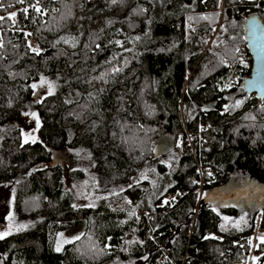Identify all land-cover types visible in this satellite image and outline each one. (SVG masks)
Segmentation results:
<instances>
[{
  "label": "trees",
  "instance_id": "1",
  "mask_svg": "<svg viewBox=\"0 0 264 264\" xmlns=\"http://www.w3.org/2000/svg\"><path fill=\"white\" fill-rule=\"evenodd\" d=\"M252 15L264 22V0H0V184L23 223L0 264L244 263L255 215L224 228L238 207L205 197L238 170L264 186V98L244 86ZM62 148L87 156L69 176L92 203L65 186ZM255 250L264 264V239Z\"/></svg>",
  "mask_w": 264,
  "mask_h": 264
},
{
  "label": "rangeland",
  "instance_id": "2",
  "mask_svg": "<svg viewBox=\"0 0 264 264\" xmlns=\"http://www.w3.org/2000/svg\"><path fill=\"white\" fill-rule=\"evenodd\" d=\"M30 44L32 47H35V43L32 40H30ZM240 56L244 59V57L247 56V53L241 51ZM33 89L38 95H43L45 93L50 92L52 90V86L49 83V81L43 78L37 80L36 82H33ZM33 114L34 113L32 112H27L21 118V125L26 137L35 136L36 116ZM172 141H173L172 135L169 134L167 136V142L161 148V151L163 149H166L168 146H170V144H172ZM53 158L63 166L64 168L63 178H64L65 186L69 190H72L75 193L77 197V202L80 204L92 203L94 201L95 196H97L98 193L92 194V193L84 192V189L81 186L71 182L69 176L70 169L75 168L81 164L82 165L87 164L88 162L87 156L81 152H77L69 148H62L60 150L54 151ZM138 176H142V174L140 173ZM241 189H247L248 192L243 193ZM262 189L264 190V186L262 185V183L256 181L255 178L249 172L238 170L232 173L227 185L219 188L218 190L220 192H230L231 194L234 192L237 195V197L240 196L239 202L246 205V207L244 208L245 211H243L246 212V214L242 219L239 218L235 220V219H229L227 217L225 218V224H227L226 226L228 228L231 229L233 227L240 228L243 225L247 224L248 221L252 220V216L255 215L254 218L255 227L250 237V247H249L247 259L244 263H238V264H258L257 260L260 253L257 252L255 248L258 242L264 239V230L260 229L257 225L261 211L259 209L260 206L262 205L261 202H263V196H264V192L261 191ZM200 194L204 195L205 191L200 192ZM231 194L227 198L222 199L221 201L223 203H229V202L234 203V201H231L229 199ZM11 199H12L11 186L0 184V234L13 230L19 226H22L23 224L20 221H18L15 212L12 211ZM83 229H84L83 222L80 221L73 226L58 230L56 232L55 247L57 249H60L64 245V243L78 237L82 233ZM123 264H132V263L128 262Z\"/></svg>",
  "mask_w": 264,
  "mask_h": 264
},
{
  "label": "water",
  "instance_id": "3",
  "mask_svg": "<svg viewBox=\"0 0 264 264\" xmlns=\"http://www.w3.org/2000/svg\"><path fill=\"white\" fill-rule=\"evenodd\" d=\"M247 22L249 27L246 46L251 54L252 68L250 75L244 79V86L257 97L264 98V22L255 15L249 16ZM230 194V192L212 191L206 195L205 200L211 197L224 199Z\"/></svg>",
  "mask_w": 264,
  "mask_h": 264
},
{
  "label": "crops",
  "instance_id": "4",
  "mask_svg": "<svg viewBox=\"0 0 264 264\" xmlns=\"http://www.w3.org/2000/svg\"><path fill=\"white\" fill-rule=\"evenodd\" d=\"M243 211H245L244 210V208H238V210H237V212L234 214V215H227V214H223L222 215V224H223V226H226L227 224H225V218L227 217V218H229V219H242L243 217H244V215L246 214V212H243ZM240 223V222H239ZM227 227V226H226ZM259 260V259H258ZM257 260V261H258Z\"/></svg>",
  "mask_w": 264,
  "mask_h": 264
},
{
  "label": "flooded vegetation",
  "instance_id": "5",
  "mask_svg": "<svg viewBox=\"0 0 264 264\" xmlns=\"http://www.w3.org/2000/svg\"><path fill=\"white\" fill-rule=\"evenodd\" d=\"M241 190H242L243 193L248 192L247 189H241ZM239 198H240V196L237 197V195H236L234 192H233V193L231 194V196L229 197V199H230L231 201H234V205H236L238 208H245L246 205L243 204V203H240V202H239ZM235 203H236V204H235Z\"/></svg>",
  "mask_w": 264,
  "mask_h": 264
},
{
  "label": "snow or ice",
  "instance_id": "6",
  "mask_svg": "<svg viewBox=\"0 0 264 264\" xmlns=\"http://www.w3.org/2000/svg\"><path fill=\"white\" fill-rule=\"evenodd\" d=\"M37 10H39V9H37ZM15 15H16L15 13L12 14L13 17ZM0 19H3V17H0ZM33 115H35V114H33ZM165 203H167V201H165ZM4 235H7V233L0 234V239H2ZM57 250H59V249H57Z\"/></svg>",
  "mask_w": 264,
  "mask_h": 264
},
{
  "label": "built area",
  "instance_id": "7",
  "mask_svg": "<svg viewBox=\"0 0 264 264\" xmlns=\"http://www.w3.org/2000/svg\"><path fill=\"white\" fill-rule=\"evenodd\" d=\"M248 50V49H247ZM248 56H251V54H249ZM199 170H200V172H202V171H208V169H206V168H201V167H199Z\"/></svg>",
  "mask_w": 264,
  "mask_h": 264
}]
</instances>
